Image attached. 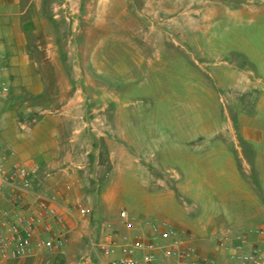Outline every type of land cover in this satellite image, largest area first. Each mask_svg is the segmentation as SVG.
Here are the masks:
<instances>
[{
	"label": "rangeland",
	"instance_id": "rangeland-1",
	"mask_svg": "<svg viewBox=\"0 0 264 264\" xmlns=\"http://www.w3.org/2000/svg\"><path fill=\"white\" fill-rule=\"evenodd\" d=\"M37 2L30 52L43 93H19L18 138L0 155L33 162L59 142L66 156L84 157L76 202L92 214L73 210L68 223L73 264L110 263L97 245L119 234L122 211L179 232L199 227L208 204L182 191L233 212L248 180L261 191L242 137L264 89V0ZM43 167L37 184L49 175Z\"/></svg>",
	"mask_w": 264,
	"mask_h": 264
},
{
	"label": "crops",
	"instance_id": "crops-1",
	"mask_svg": "<svg viewBox=\"0 0 264 264\" xmlns=\"http://www.w3.org/2000/svg\"><path fill=\"white\" fill-rule=\"evenodd\" d=\"M37 10V0H0V69H5V72L0 77V88L9 90L8 99L0 101V148L7 143L8 137L16 138L18 135L19 129L16 127L15 122L19 113L16 112L15 105L18 102L19 93L25 91L34 97L43 93V88L36 76L37 71L40 69L34 68L30 52L32 50L31 39L36 36L40 24L36 15ZM254 111L251 136L247 135V131H245L242 139L251 147L249 154L252 157L253 164L248 165V168L251 173L256 171L261 191H258L251 180H248L246 185L243 183L242 186L249 187L251 191H244L243 209L235 212L213 209L209 205L210 202H213L209 197L207 199H198L194 198L192 193L187 194L182 191L185 195H188V200L195 202L206 201L208 204L199 215L200 217H198L200 221L194 222V227H197V225L199 227L193 228L194 230L191 228L179 229L178 233L180 237L190 242L199 254L211 258L216 264L230 263L231 256L236 253L237 241L240 237L247 239V250L258 248L264 251V243L256 235V232L264 225V89L258 99L255 98L254 100ZM53 134L54 136L51 138H57L55 136L60 135L61 131L55 129ZM56 140L54 139V142ZM67 154H69L68 151L63 149L61 143L56 142L54 145L47 146L42 153L39 152L38 155H33L31 157L33 162H21L18 160L21 163H31L35 169V176L37 168L44 164V167L47 168L46 175L51 174V177L49 179L46 176L43 183L50 186V196L62 208H66L70 204L65 195V187L69 184H74L77 178L83 175V168L80 164L84 162V157L77 156L78 154L76 157L73 155L68 157L66 156ZM54 157L59 158L58 163L61 166L67 165L66 163L69 162V164L77 166L81 170L75 171L73 176L53 172L48 162ZM10 162L11 160L8 163ZM53 173L56 174L53 175ZM80 188L75 187L71 195L73 196V203L82 199L79 193ZM70 212L68 211L67 223L69 224L74 218L73 212ZM158 220L165 221L162 219H155L154 221ZM68 228L70 236L63 250L53 253L35 252L28 259L19 261L0 260V264H73L72 257L74 255L72 251L77 248V245H74L76 241L72 238L74 229L71 228V225H68ZM145 231L147 236L136 237V232L127 233L120 226L119 236L129 235L131 242H137L138 240L151 242L153 239H157L161 243L158 235L155 236L149 230ZM161 244L163 245V243ZM103 258L111 264L113 260L119 258V255L115 258ZM158 264L170 263L159 256Z\"/></svg>",
	"mask_w": 264,
	"mask_h": 264
},
{
	"label": "built area",
	"instance_id": "built-area-1",
	"mask_svg": "<svg viewBox=\"0 0 264 264\" xmlns=\"http://www.w3.org/2000/svg\"><path fill=\"white\" fill-rule=\"evenodd\" d=\"M3 72L5 69H0V77ZM8 97L9 90L0 88V101ZM50 169L66 176H73L75 171L81 170L74 165L61 166L58 162H54ZM50 177L51 174L47 175ZM84 182L85 179L79 177L74 184L65 187L70 204L62 208L50 196L49 185L36 183L31 163L19 162L14 154L0 155V260L19 261L30 258L35 252L63 250L70 236L68 211L75 210L81 219L92 214L90 207L70 200L75 187H81ZM119 221L127 233L149 230L159 236L163 245L157 239L131 242L129 235L119 236L116 231L109 230L100 237L97 248L103 257L119 255L111 264H158L159 256L170 264H216L211 258L199 254L166 221L143 222L127 211L120 213ZM256 235L264 243V225ZM247 248V239L238 238L236 253L228 264H264V251Z\"/></svg>",
	"mask_w": 264,
	"mask_h": 264
}]
</instances>
